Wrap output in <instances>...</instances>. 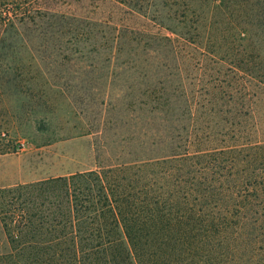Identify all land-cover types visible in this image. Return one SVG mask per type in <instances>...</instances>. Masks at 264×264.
<instances>
[{
  "label": "trees",
  "instance_id": "1",
  "mask_svg": "<svg viewBox=\"0 0 264 264\" xmlns=\"http://www.w3.org/2000/svg\"><path fill=\"white\" fill-rule=\"evenodd\" d=\"M104 1L142 23L88 22L115 31L116 47L201 56L195 81L179 67L180 91L144 94L148 112L178 127L159 154L0 189V264H264V0ZM41 2L0 0V41L58 20ZM190 20L209 27L186 30Z\"/></svg>",
  "mask_w": 264,
  "mask_h": 264
},
{
  "label": "rangeland",
  "instance_id": "2",
  "mask_svg": "<svg viewBox=\"0 0 264 264\" xmlns=\"http://www.w3.org/2000/svg\"><path fill=\"white\" fill-rule=\"evenodd\" d=\"M41 4L58 20L37 19L0 41V189L161 153L178 123L168 122L164 113L148 112L144 94L163 87L167 92L180 91L175 81L179 67L186 69L183 76L195 81L193 62L201 56L182 62L163 45L149 49L132 42L116 47L111 42L115 31L95 26V21L109 22L112 17L127 28H141L142 23L119 14L104 0ZM177 19L175 26L183 28ZM201 24L209 27L208 21L190 20L186 30ZM223 27L218 20L216 28ZM191 38L193 44L201 40ZM165 78L169 81L162 86ZM175 105L174 119L181 118L183 102ZM140 106L146 109L139 110ZM181 124L190 130L186 122ZM6 249L0 216V252Z\"/></svg>",
  "mask_w": 264,
  "mask_h": 264
}]
</instances>
